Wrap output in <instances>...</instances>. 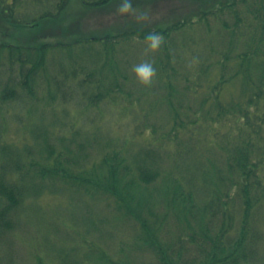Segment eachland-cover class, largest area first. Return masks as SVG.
<instances>
[{
	"label": "rangeland",
	"instance_id": "obj_1",
	"mask_svg": "<svg viewBox=\"0 0 264 264\" xmlns=\"http://www.w3.org/2000/svg\"><path fill=\"white\" fill-rule=\"evenodd\" d=\"M119 3L82 16L74 3L63 18V28L68 25L71 35L78 31L86 44L69 48L61 61L78 72L76 80L92 74L89 91L76 92L70 101L59 95L70 88L55 90L51 100L43 99L42 91L33 109L19 101L0 103V146L14 152L11 158L0 152L2 186L23 184L27 193L2 219L0 264H212L233 255L234 264H264V197L252 199L258 202L247 220L237 193L230 190L223 206L210 179L240 178L228 168L226 148L243 132L244 122L253 131L254 123L264 121V105H252L243 121L230 109L243 106L250 94L248 77L256 82L261 74L264 0L237 1L233 11L215 0H132L150 14L152 22L144 25L118 15ZM209 10L206 17L200 13ZM189 14L196 15L193 23L180 25ZM158 27L166 28L159 32L164 43L155 54L145 53L147 32L116 37ZM53 33L50 42L62 38L59 30ZM27 34L12 31L9 40ZM236 53L249 59L242 65ZM142 60H154L157 70L150 87L132 71ZM246 65L250 76L231 80L232 72ZM221 76L229 83L218 92ZM97 91L100 100L91 106ZM175 123L187 127L180 139L170 137ZM6 159L26 172L23 183L21 169L7 168ZM113 167L117 170L109 176ZM138 167L151 181H139ZM208 175L211 185L201 188ZM3 199L0 212L8 207Z\"/></svg>",
	"mask_w": 264,
	"mask_h": 264
},
{
	"label": "trees",
	"instance_id": "obj_2",
	"mask_svg": "<svg viewBox=\"0 0 264 264\" xmlns=\"http://www.w3.org/2000/svg\"><path fill=\"white\" fill-rule=\"evenodd\" d=\"M114 1L116 0H0V103L5 104L19 101V103H23L25 107L33 109L35 105L42 101V98L38 95L39 92L42 93V91H46L47 93H42L44 96L43 99L51 100V98L57 97L53 96L54 94H57V91L55 92V90H60L61 88H70L69 91L65 90V92L62 94L58 93L64 100L68 101L73 100L72 97L76 96V92L79 93L82 91V93L85 94L86 91H89L88 88L91 87L92 84H95V82L91 79L92 74H85L82 80H76L79 76L77 74L78 72L67 70L69 63L61 61V58L67 55L66 52L70 50L69 48L79 44L82 45L83 43L86 44L85 39L78 34V31H76L77 35H71V30L67 29L68 25L67 27L63 28V18L70 14L69 11L71 4H78V9L75 11L79 12L80 16H82L85 12H87V10H103ZM237 1L240 0H215V4L216 6L222 5V7L227 9L232 8L233 11L234 5ZM32 10L34 12L32 15H29ZM210 11L211 10L200 13L203 17H206L209 15ZM195 16L196 15L194 14H189V16L185 17L182 16V18L178 20V23H180V25L187 22L193 23L191 17ZM132 28H134V26H132ZM165 28L166 27H164V29ZM262 28H264V24ZM151 29L146 28L141 29L140 31L133 29L130 32L118 34L116 37L120 38L124 37L125 35H134L135 33L140 34L142 32H147V34L145 33L143 35H148V33L152 32ZM161 29L162 28L158 27L153 30L156 32H160L162 30L164 31V29ZM15 30H24L29 32V34H27V36L25 35L23 40L16 39L17 42H13L9 40V37L12 31ZM49 30H51L52 34H54L53 32H58L59 30V32H62V38L60 40L65 38L66 41H60L59 38L56 37L58 40L55 42H50V36L52 34L49 33ZM36 31H40L41 36H38V34L34 33ZM261 33H264V30H262ZM94 39L95 38H93V40ZM104 39L106 41L108 40V37H103L102 40ZM258 39L259 43H261L260 41H262V35ZM113 41H115V38H113ZM89 42L91 41L89 40L88 43ZM236 55V58L242 61V65L245 64V62L249 59L243 54L238 55L236 53ZM223 56H225L223 57L224 61H229L230 58L227 52H225V55ZM241 67V71L232 72L231 80L236 79L243 74L250 76L252 72L250 71L249 75L247 74V71L250 70L248 66L246 65ZM260 71V77L256 82L251 79L253 78L251 76L247 79L248 87L251 89V92L246 98L243 99V101H241L243 106L239 104H237V107L236 105L230 106L231 110H234V112L237 111V113L241 114L239 116H242L240 119L242 121L248 119V114L252 105L256 109H261V106L264 105V54L261 60ZM225 77L226 76H221L220 78H217L215 88H218V92L223 86H227L229 83L224 80ZM96 85V90L99 91L101 86L98 83H96ZM72 86H74V88H71ZM52 87H54V89H52ZM75 89L78 91H75ZM98 91L95 92L96 94L90 97V101L88 103L89 105H96V102L100 100ZM226 108L228 109L229 107ZM241 111L245 112L244 115H242ZM220 116L221 115H218V113L215 116V119L219 122L221 121ZM40 117L41 119H44L43 116L40 115ZM196 117L198 118V116ZM237 120L239 121L238 118ZM181 123L174 124V133L170 137H173L174 139H180L183 129L187 128L183 127V123ZM197 123L198 121L195 122V124ZM244 123L246 126L247 124H251L246 122ZM262 123H264L262 120L260 122L254 123L253 126L255 128L253 127V131L247 130L245 126L243 132L238 135L234 144L226 148L228 151V168L231 172H236L240 175L238 180L233 178L223 179L219 177L220 175L216 176L214 179L210 178L211 175H208V177L206 176L204 178L202 177L203 186H201V188H208L207 186L211 185L210 182L212 180L218 188V199H220L223 206L226 205L225 201L229 199L230 190L231 193H237V196L244 206L243 212L245 215H248L247 220L253 206L258 202L257 200L253 201L252 199H261L264 197V129L263 126L260 125ZM239 126L242 127V124L239 123ZM41 131H44V129H41ZM36 139L39 140L37 137ZM33 144L48 143H35L33 141ZM0 149L2 155H8L10 158L14 156V152L10 154L12 150L9 151V148L7 149L0 146ZM188 150L190 151V147ZM6 161L7 168H12L14 170L21 169L19 172L22 177H20L19 180H21L23 183V177L26 172L24 171L22 174L23 169L20 164L14 162V160L9 161L6 159ZM116 170L117 167H113L112 169L110 168L109 176H113ZM137 170L140 173V182L151 181L150 177L147 175V172L142 169V167H138ZM8 171H10L11 174L13 173L11 169ZM0 178L4 177L0 176ZM208 178L211 179H209L210 182L208 181ZM190 180L193 179L190 178ZM2 185H4L3 179H0V201L1 198L4 197L3 200L5 201V205L8 207L0 212V222L2 221L0 223V233L4 231L3 228L5 222H3L4 220L2 219H4L6 212L11 208L16 207L18 202L24 199L27 195V193L24 192L26 189L24 188L23 184L21 187L17 185V189H15V185L12 183H7V186L5 187ZM193 186L194 185L190 187L191 189H189L190 191L187 193V195L193 191ZM220 186H226L228 190L225 192H220ZM255 188L258 189V197H254L253 195V191L256 190ZM39 193L40 188L36 187L35 195H39ZM179 220H181V218H179ZM218 237L220 236L217 235L216 239ZM214 242L215 240L212 241L213 250H215L217 246H214ZM217 243L218 242H216V244ZM219 250L221 253H223L224 249L220 248ZM210 254L211 253L209 250L204 255L208 259ZM215 254L219 255V251L215 250ZM235 258H237L236 255L223 256L222 260L217 259L213 261L212 264H234L236 263V260H234ZM230 260L231 262H229Z\"/></svg>",
	"mask_w": 264,
	"mask_h": 264
},
{
	"label": "clouds",
	"instance_id": "obj_3",
	"mask_svg": "<svg viewBox=\"0 0 264 264\" xmlns=\"http://www.w3.org/2000/svg\"><path fill=\"white\" fill-rule=\"evenodd\" d=\"M116 13L120 16H128L133 18L138 24L144 25L152 22L150 14L147 11H141L133 6L132 0H120L117 5ZM164 43L162 34L156 31L148 33L145 37V53L155 54L158 52ZM193 60L191 63H197ZM132 71L136 80L145 87H150L157 75V70L154 67V60H142L132 66Z\"/></svg>",
	"mask_w": 264,
	"mask_h": 264
}]
</instances>
